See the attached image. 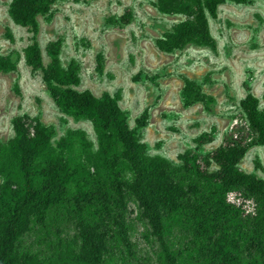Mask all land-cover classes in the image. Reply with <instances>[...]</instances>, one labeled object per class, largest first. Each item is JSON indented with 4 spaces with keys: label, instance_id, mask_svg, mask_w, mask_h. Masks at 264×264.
Returning <instances> with one entry per match:
<instances>
[{
    "label": "trees",
    "instance_id": "obj_1",
    "mask_svg": "<svg viewBox=\"0 0 264 264\" xmlns=\"http://www.w3.org/2000/svg\"><path fill=\"white\" fill-rule=\"evenodd\" d=\"M56 1L12 0L9 13L32 32L26 64L42 71L64 114L92 124L96 141L82 128L56 138L54 126L38 116L12 118L13 137L0 141V264H136L131 199L159 244L160 264H264V179L239 166L250 146H264V109L251 86L244 84L241 113L219 146L201 151L216 140L213 128L196 137V147L180 153L178 162L151 155L128 123L121 91L97 96L78 89L81 67L75 59L63 65L62 38L47 44L50 62L44 64L38 17L50 18ZM222 2L157 0L160 11L189 17L157 46L166 52L188 45L214 49L206 11L217 19ZM131 17L127 9L120 22ZM97 64L102 73V53ZM16 69L12 54L0 55V72ZM181 94L185 106L202 101L208 107L215 100L190 78ZM147 118L146 110L140 128ZM70 227L76 238L66 243L62 235Z\"/></svg>",
    "mask_w": 264,
    "mask_h": 264
},
{
    "label": "rangeland",
    "instance_id": "obj_2",
    "mask_svg": "<svg viewBox=\"0 0 264 264\" xmlns=\"http://www.w3.org/2000/svg\"><path fill=\"white\" fill-rule=\"evenodd\" d=\"M11 1L0 0V55L12 54L17 69L0 72V141L13 137L12 118L23 114L38 116L54 126L56 138L69 128H82L96 141L92 124L64 114L48 92L42 71L26 64L24 49L31 42L32 32L11 18ZM156 2L58 0L50 18L38 17L37 39L47 65V44L62 38L63 65L75 59L81 67L78 89H89L97 96L121 91L120 105L127 112L130 127L148 144V152L178 162L180 153L196 147V137L213 128L217 130L216 140L201 151L207 153L221 144L241 113L246 82L264 109V0H223L217 19L206 11L215 48L188 45L172 52L161 50L156 41L189 17L164 13ZM127 9L132 10L131 21L122 23L120 17ZM99 53L105 62L102 73L97 68ZM186 78L201 83L214 103L207 107L199 101L185 106L181 93ZM146 110L147 125L140 128L138 120ZM239 166L264 179V146H250ZM130 207L136 264H160L159 244L134 199ZM62 237L66 243L75 241L74 228H66Z\"/></svg>",
    "mask_w": 264,
    "mask_h": 264
}]
</instances>
